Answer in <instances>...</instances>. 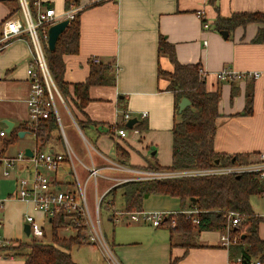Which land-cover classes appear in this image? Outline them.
Here are the masks:
<instances>
[{
	"label": "crops",
	"instance_id": "0c3cea01",
	"mask_svg": "<svg viewBox=\"0 0 264 264\" xmlns=\"http://www.w3.org/2000/svg\"><path fill=\"white\" fill-rule=\"evenodd\" d=\"M39 1L43 7L54 8L58 14L66 11L65 0ZM77 5L84 7L79 14L78 52L63 56V79L70 83L84 82L89 76V62L93 60L110 63L115 80L110 85L90 86V100L83 112L73 108L72 113L64 101L56 102L62 108L67 125L83 142L88 157L79 156L70 145L57 109L61 140L44 149L56 152L69 149L71 160L68 158L55 171L39 168L50 179L53 190H76L80 186L90 213L95 217L96 205L110 188L128 180H140L134 178L141 176L138 171H150L148 165L170 164L171 128L177 116L174 94L168 90L170 78L159 72L173 69L168 56L159 51L160 37L173 45L179 63L201 66L208 91L220 92L214 150L227 155H248L249 162L264 149V42L254 41L263 25L250 22L236 26L227 30V37L217 29L218 17H229L238 12H264V0H77ZM199 9L204 11L210 28L202 29L196 15ZM19 14L16 2L0 0V22ZM31 60V48L23 34L11 39L0 51V129L6 130L5 121L12 122L15 127L29 120L25 102L29 95L26 69ZM224 67L234 72L261 71L263 74L256 79L219 80L216 73ZM249 91L252 92V112L243 114ZM144 111L147 114L142 117ZM124 112H130L141 128L134 127L135 123L130 129L125 127ZM76 119L84 125H78ZM122 127L127 130L126 137L115 132V128ZM26 136L30 140L16 152L26 148L33 150L32 135L26 131L22 137L18 135L14 143L3 147L4 152L14 155L16 152L11 148ZM89 167L98 169L96 180L88 176ZM98 178L102 184L100 191ZM14 192L13 178L0 177V199L4 201L1 234L16 244L33 238L24 231V215L31 214L38 221H42L44 215L32 202L16 199ZM163 203H166L164 208L159 209ZM142 209L175 214L191 207L182 209L179 199L170 195L149 194L144 197ZM252 209L261 217L258 234L264 239V208L260 211ZM100 210L99 206V219ZM107 217L112 222L121 218L116 219L111 214ZM125 219L135 235L127 240L115 241L113 238L109 250L113 249L121 264H237L236 247L221 244L224 229L198 230L194 227L185 240L189 244L186 246L179 235L170 234L165 223L152 226ZM45 229L49 239V224ZM58 233L60 237H69L75 232L72 228H62ZM24 234L29 238H23ZM89 244L95 242L77 246ZM104 245L109 248L107 242ZM257 260L254 259L253 264ZM0 264H24V260L13 256L1 259Z\"/></svg>",
	"mask_w": 264,
	"mask_h": 264
},
{
	"label": "trees",
	"instance_id": "16d2710c",
	"mask_svg": "<svg viewBox=\"0 0 264 264\" xmlns=\"http://www.w3.org/2000/svg\"><path fill=\"white\" fill-rule=\"evenodd\" d=\"M10 1L18 4L17 0ZM28 1L34 8L35 0ZM71 5H77V0H65L66 9H69ZM79 14L80 12L66 25L53 50L44 46L50 74L72 113H74L73 108L83 112L90 100L88 95L90 86L110 85L115 80L110 63H95L93 60L89 62V76L84 82L70 83L63 79L65 69L63 56L78 52ZM250 22L263 25L254 41L264 42V12H238L229 17H218L217 29L231 30ZM159 51L168 56L173 66L171 72L164 73L161 70L159 72L167 74L170 78L168 90L174 94L177 119L174 120L171 128L170 164L160 166L155 163L148 165L147 168L154 171L174 172L247 163L248 155H227L214 150L213 141L219 117L220 92L206 89L204 76L200 72L201 66L179 63L173 45L161 37ZM183 97L188 98L190 104L179 112L178 103ZM251 112L252 92L249 91L243 114ZM76 121L81 127L84 125L83 121L77 119ZM134 127L140 129L141 125L135 123ZM21 130L32 135L34 146L38 150L47 147L49 141L54 139L56 132L59 135L55 139L61 140L58 121L55 114L51 112L47 118H40L35 122L28 120L13 127L6 137H0L2 148L14 143ZM118 192L122 206L120 211L143 210L145 194L170 195L179 199L182 209L188 206L197 209V224L192 222V215H187L184 211L169 214L163 221L167 224L170 234L179 235L186 246L189 244L185 240L190 237L194 227L198 230L225 229L228 224L226 213L230 210L236 211L240 215V220L230 227V234L238 235L239 239L230 247L235 246L237 249L240 259V263L237 264H253L254 259L264 261V239L258 234L261 217L254 213L250 203L253 195L264 194V180L259 179L253 172L128 180L110 188L103 195L100 203L105 202L106 209H113ZM172 220L174 225H171ZM65 227L72 228L75 233L69 237H60L58 230ZM84 229L85 225L78 213L59 212L49 222V239L46 237L48 234L46 230L43 239L31 238L28 242H18L8 250L11 255L22 257L24 264H79L72 259L70 249L73 245L85 242Z\"/></svg>",
	"mask_w": 264,
	"mask_h": 264
},
{
	"label": "built area",
	"instance_id": "2783aa9c",
	"mask_svg": "<svg viewBox=\"0 0 264 264\" xmlns=\"http://www.w3.org/2000/svg\"><path fill=\"white\" fill-rule=\"evenodd\" d=\"M20 14L10 16L0 22V51L9 41L19 35H25L31 48L32 60L26 69L29 83V95L26 98V106L28 110L29 121L35 122L40 118H47L49 113H54L60 126V118L57 112L56 101L63 102L53 78L50 74L46 61L44 46H47L48 28L63 20L69 21L83 10L81 5H71L69 9L62 13H56L54 8L43 7L39 0H35L34 8L29 4L28 0H17ZM197 17L200 19L202 29L210 28L208 21L205 18V13L202 9L196 11ZM206 42L204 41V44ZM200 72L204 75V70L200 68ZM263 73L261 71L234 72L228 67H224L216 73L219 80L227 79H256ZM146 112H142L141 116H146ZM131 117L130 112L122 114L123 122L128 121ZM115 132L120 137H126V128H115ZM5 129H0V137H6ZM71 160L69 149L64 152H56L49 149L32 150V156H26L24 150L16 152L14 155H8L4 152L0 145V177L13 178L15 181L14 197L18 200L32 202L37 211L44 215L42 221H38L33 215L26 214L24 222L29 225V234L36 239H43L45 227L50 220L59 212L78 213L88 230V238L92 242L106 244L102 233L98 209L101 199L96 205L95 217L90 213L87 199L84 190L78 186L76 190H53L51 181L39 171L40 167L48 170H56L67 159ZM88 176L96 180L98 169L89 167ZM22 171H26L23 173ZM141 176L134 179H150V178H166L179 176H195V175H210V174H240L242 172H253L261 180H264V149L256 153L247 163H236L230 166H219L206 169H194L185 171H138ZM264 195V194H263ZM4 206V201L0 199V260L11 258L8 248L13 246V242L2 236L3 218L1 211ZM187 215H192V222L198 223L196 214L197 209L191 208L184 211ZM119 218L124 215L130 221H143L152 226L163 224L164 219L169 214L166 211H117L115 212ZM228 224L224 232L220 236V241L223 246H230L238 241V235L230 234V227L237 224L240 220V215L236 211H228L226 213ZM171 225H174L173 220ZM67 228V227H65ZM240 263V259H237ZM255 264H262L257 260Z\"/></svg>",
	"mask_w": 264,
	"mask_h": 264
},
{
	"label": "rangeland",
	"instance_id": "374dc122",
	"mask_svg": "<svg viewBox=\"0 0 264 264\" xmlns=\"http://www.w3.org/2000/svg\"><path fill=\"white\" fill-rule=\"evenodd\" d=\"M56 104H57V109H58L60 115L62 116L61 122L63 124V129H64L65 134L69 140L70 145L72 146L74 151L79 156L88 157L85 154V150L83 149V142L81 141L80 137L78 136V134L74 130H72L67 125L66 120L63 118L64 115L62 113V108L59 106V103H56ZM58 135H59L58 132L54 133V139H51L47 145H53L55 143L58 144L59 140L55 139ZM29 140H30L29 136H26L23 139H19L14 144L13 148H11V151L16 152V150L20 149L25 144H27V141H29ZM97 182H98V189L100 191L101 186H102L100 178L97 179ZM90 184H91V182H90ZM88 192H89V189H88ZM152 199H150V200L152 201ZM172 201L173 200H170L171 203H172ZM104 203L105 202L100 203V205H99L100 209L102 210V211L100 210L101 211V219H99V221H100V227H101L102 233L104 235L105 241L107 242V246L109 248L107 249L105 245L99 244L96 242H95V244L73 246L72 249H70V252H71L73 260L79 264H121L120 261L118 260L116 253L113 252V249L111 250V252L109 251L111 249L110 247H112L111 241L113 238L115 241H119L120 238H121V240H127V239H130L133 235H135V232L132 230L131 226H128L127 223L125 222L126 219H125L124 215H122L121 218L115 220L114 222L107 220V218H108L107 215L109 216L111 214V216L115 217V216H118L117 214H115V212L122 210L119 192L116 194L115 204H114L113 209L108 208L107 212L103 211L104 210L103 208L105 207ZM250 203H251L252 207L255 208V210L260 211L261 209L264 208V197L259 196V195H253L250 199ZM164 204H166V203H163V206L159 207V209L164 208ZM153 209H155V208H152V210ZM159 209H157V210H159ZM83 231H84L83 233L85 235V238L83 240L85 242H91V240H89V238H88V234H89L88 230L85 228ZM22 237L23 238H29L31 236L27 237L24 234V235H22ZM134 247H136V246H134ZM108 251H109V253H108Z\"/></svg>",
	"mask_w": 264,
	"mask_h": 264
},
{
	"label": "water",
	"instance_id": "95a60500",
	"mask_svg": "<svg viewBox=\"0 0 264 264\" xmlns=\"http://www.w3.org/2000/svg\"><path fill=\"white\" fill-rule=\"evenodd\" d=\"M68 23H69L68 19H63V20L51 25L48 28L47 47L49 50H53L55 48V44H56V41H57L59 35L64 31V29ZM220 33L223 37H227V35H228L227 30H221ZM189 104H190V101L188 98H186V97L181 98V100L178 103V111L180 112L185 106H187ZM136 120H137L136 118H130L126 122V127L129 129L132 128L133 124L136 122ZM5 124H6V132H9L13 127V123L10 121H5ZM25 132L26 131H19L18 135L20 137H22L25 134ZM24 153L26 156H32V150L30 148H26L24 150ZM147 196H148L147 194L144 195V197H147ZM24 231L27 235L29 234V225L28 224H26L24 226Z\"/></svg>",
	"mask_w": 264,
	"mask_h": 264
}]
</instances>
